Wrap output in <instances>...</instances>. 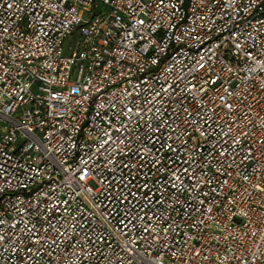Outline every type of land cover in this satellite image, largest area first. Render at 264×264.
Returning a JSON list of instances; mask_svg holds the SVG:
<instances>
[{"label": "built area", "instance_id": "2783aa9c", "mask_svg": "<svg viewBox=\"0 0 264 264\" xmlns=\"http://www.w3.org/2000/svg\"><path fill=\"white\" fill-rule=\"evenodd\" d=\"M0 264H264V0H0Z\"/></svg>", "mask_w": 264, "mask_h": 264}]
</instances>
